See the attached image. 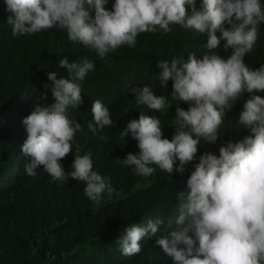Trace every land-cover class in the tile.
Returning <instances> with one entry per match:
<instances>
[{
	"label": "clouds",
	"instance_id": "1",
	"mask_svg": "<svg viewBox=\"0 0 264 264\" xmlns=\"http://www.w3.org/2000/svg\"><path fill=\"white\" fill-rule=\"evenodd\" d=\"M107 0H4L11 13L7 24L12 35L36 34L41 30L66 31L68 40L94 50L101 58L122 45L135 46L140 33H169L170 24L198 33L207 32L206 47L216 49L223 40L231 55L224 58L214 52L197 59L189 54L187 62L177 66L161 61V87L171 84V99L188 104L177 106L172 138H163L161 120L141 114L130 120L120 136L130 134L137 141L138 154L128 153L122 166L136 175L148 177L159 168L169 175L184 173L186 165L196 160L198 145L215 143L230 101L247 93L238 123L249 130L241 140L226 141L219 155L204 152L187 179L186 202L180 205L177 230L157 237L155 244L176 264H264V64L250 68L244 62L253 49L258 26L264 23L259 0H115L112 11ZM189 9L191 10L189 12ZM94 10V17L90 11ZM219 32V36H217ZM67 77L57 79L48 73L54 103H36L23 118L27 133L21 151L31 162L24 171L35 176L39 166L54 181L72 179L85 184L84 193L99 203L115 190L111 181L93 170L91 153L80 154L77 146L71 172H65L61 160L72 152V142L82 125L68 116V109L82 103L81 84L94 69L93 62H58ZM136 104L164 111L171 103L164 95H155L149 86L132 88ZM39 99H46L41 94ZM94 134L111 126L108 108L99 100L92 103ZM105 140V136L99 137ZM179 161V164H177ZM155 166V167H154ZM183 194H181V197ZM171 223V221H169ZM164 224L161 217L147 220L146 226L132 224L124 229L119 244L124 256L141 252L140 241L155 236Z\"/></svg>",
	"mask_w": 264,
	"mask_h": 264
},
{
	"label": "trees",
	"instance_id": "2",
	"mask_svg": "<svg viewBox=\"0 0 264 264\" xmlns=\"http://www.w3.org/2000/svg\"><path fill=\"white\" fill-rule=\"evenodd\" d=\"M114 2L107 0L106 10L112 11ZM259 3L264 12V0ZM201 4L202 0H196L198 10ZM9 15L0 0V264H176L155 240L181 227L176 218L181 203L186 202L187 179L199 156L204 152L218 156L226 141L236 142L250 134L238 123L248 94L230 101L217 141L201 140L196 160L186 165L182 174L169 175L157 168L153 175L142 177L132 167L122 166L118 160L128 153L138 154L139 148L130 134L122 138L120 132L130 120L144 114L159 118L163 138L170 140L176 131V107L187 110L188 104L171 99V80L161 87L158 64L176 60L179 67L193 53L197 59L212 52L227 58L232 50H225L223 40L209 50L207 32L170 24L169 33H140L135 46L122 45L101 58L94 50L68 40L66 31L55 28L13 36L7 24ZM94 15L91 10L90 16ZM65 57L69 63L87 59L94 69L80 81L82 103L68 109L69 118L82 128L61 164L66 173L72 171L77 146L81 155L91 153L93 170L108 178L115 190L111 198L105 193L98 204L86 197L83 182L71 177L63 183L54 181L42 166L35 176L24 171L31 157L21 151L27 136L22 120L36 103H54L48 73L55 71L57 79L66 78L67 70L58 65ZM243 59L253 69L264 64V23L258 26L256 43ZM146 85L155 95H164L171 106L155 111L136 104L131 89ZM41 94L46 99H39ZM255 94L264 96V92ZM97 99L108 108L113 124L94 134L88 123L93 120L91 108ZM102 135L105 140L99 138ZM157 217L164 220L157 234L140 241L139 254L124 256L117 243L124 229L132 224L146 226L147 220Z\"/></svg>",
	"mask_w": 264,
	"mask_h": 264
}]
</instances>
